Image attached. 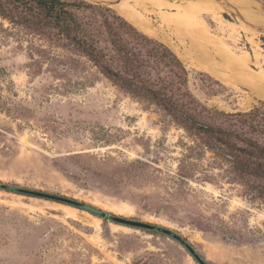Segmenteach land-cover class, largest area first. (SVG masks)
<instances>
[{"label":"rangeland","instance_id":"obj_1","mask_svg":"<svg viewBox=\"0 0 264 264\" xmlns=\"http://www.w3.org/2000/svg\"><path fill=\"white\" fill-rule=\"evenodd\" d=\"M85 1L102 8L92 10L97 15L81 13L80 19L91 21L106 60L115 57L99 14L117 21L122 16L112 4L118 0ZM212 1L219 2L225 23L238 26L233 46L239 55H253V34L264 49L259 1ZM150 17L159 27L157 17ZM205 18L221 36L212 17ZM170 32L164 28L163 38L145 35L173 49L188 71L174 99L222 132L206 133L175 120L154 100L104 75L73 34L0 0V182L166 227L207 264H264V153L249 142L264 146V105L256 118L244 114L264 99L254 97L247 105L248 88L236 89L190 66L182 56L189 39L179 43ZM149 62L146 72L153 79L170 74L164 64ZM250 66L258 71L253 62ZM0 264L200 263L164 233L0 188Z\"/></svg>","mask_w":264,"mask_h":264},{"label":"trees","instance_id":"obj_2","mask_svg":"<svg viewBox=\"0 0 264 264\" xmlns=\"http://www.w3.org/2000/svg\"><path fill=\"white\" fill-rule=\"evenodd\" d=\"M11 1L15 6H21L32 10L40 18L42 23L62 29L68 34H73V38L77 42H81L84 52L99 66L102 73L128 92L137 96L149 97L162 106L175 118V120L184 124L194 126L206 133L222 132L221 129L201 123L196 119L195 115L190 112L188 107H182L184 105L174 99V89L177 91L180 90L185 85L188 75V71L185 69V66L178 56L165 44L149 38L121 14L120 15L127 21L119 16L116 21L115 19L117 17L115 18L110 14H99L102 17V26H104L106 35L109 38L111 50L115 55V57H110L107 60L117 65V68H114L107 62L106 55L103 54L102 50L97 46L98 40L94 39V27L91 21L85 20L84 23L80 19V14L86 11L97 15V11L93 12L92 10L96 7L101 9V6L93 5L85 0ZM26 22H30L29 19L26 20ZM124 36H127L133 43L141 48H145L147 51L145 50L142 52L141 49H134V44ZM150 60H152L153 64H164L168 68L170 74L163 78L158 77L153 79L146 72V68L150 65ZM262 105H264V101H259V105H255L253 109L244 114L251 118H256L259 113V108ZM260 115V118H262L264 114L261 113ZM249 142L256 150L264 153V146L260 145V143L253 140ZM0 188L27 195H36L35 192L52 194L61 197V199H56L57 201L70 204L95 216L104 219H111V217L114 216L91 203H86L59 194L1 182Z\"/></svg>","mask_w":264,"mask_h":264},{"label":"bare ground","instance_id":"obj_3","mask_svg":"<svg viewBox=\"0 0 264 264\" xmlns=\"http://www.w3.org/2000/svg\"><path fill=\"white\" fill-rule=\"evenodd\" d=\"M216 1L225 2V0ZM226 2L232 4L233 0H226ZM248 3L245 2L244 5ZM112 7L147 35L163 38L165 36L161 34V31L167 28L180 41L179 43H184L186 38L189 39L190 44L187 45L189 47L185 48L186 54L182 55L188 64L205 70L236 89H240V86L248 88L249 96L245 104L253 101L254 97L264 99V49L258 42L253 41L255 36L253 34L249 37L254 43L253 55L245 51L242 55L236 52L233 45L238 42V26H234L236 25L234 23L229 25L223 21L219 2L187 0L185 4H177L171 0H119L113 3ZM206 14L217 23L221 36H217L212 31L206 20L207 17L205 18ZM150 15L157 17L159 27L153 25ZM241 27L248 30L244 25ZM227 39L232 41V45ZM193 54L197 57H193ZM252 62L258 67V71L251 70ZM79 217L89 220L86 215H79Z\"/></svg>","mask_w":264,"mask_h":264},{"label":"water","instance_id":"obj_4","mask_svg":"<svg viewBox=\"0 0 264 264\" xmlns=\"http://www.w3.org/2000/svg\"><path fill=\"white\" fill-rule=\"evenodd\" d=\"M94 1H101V2H106L108 0H94ZM119 1V0H118ZM117 1V2H118ZM259 1L260 4H262V6H264V0H257ZM36 195H40V196H45V197H49L52 199H61V197L56 196V195H52V194H45L42 192H35ZM111 220L116 222V223H121L130 227H134V228H141V229H147V230H155L158 231L160 233H164L174 239H176L179 243H181L182 245L185 246V248L189 251V253L200 263V264H207L197 253V251L185 240L183 239L178 233H176L175 231L168 229L166 227L163 226H159L147 221H143V220H139V219H132V218H125V217H120V216H112Z\"/></svg>","mask_w":264,"mask_h":264}]
</instances>
